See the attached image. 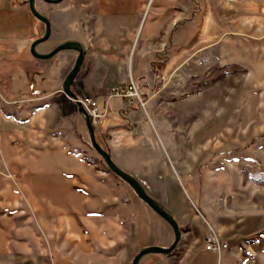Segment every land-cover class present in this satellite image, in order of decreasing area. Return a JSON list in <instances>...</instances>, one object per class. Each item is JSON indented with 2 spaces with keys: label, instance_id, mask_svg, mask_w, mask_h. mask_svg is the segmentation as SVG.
Instances as JSON below:
<instances>
[{
  "label": "rangeland",
  "instance_id": "1",
  "mask_svg": "<svg viewBox=\"0 0 264 264\" xmlns=\"http://www.w3.org/2000/svg\"><path fill=\"white\" fill-rule=\"evenodd\" d=\"M11 1L6 0L0 7L17 9ZM211 3L228 32L213 48L198 54V58L185 60L183 66L180 63L184 56L179 57L160 77L155 74L145 87L130 80L126 61H122L105 101L80 98H91L101 108L107 106L104 122L93 129L98 144L109 129L122 135L111 150L103 145L104 150L111 151L112 161L135 177L150 197L170 200V205L178 206L175 215L185 237L170 255L183 244L204 247L206 235L214 233L227 244L224 251H237L236 264H264V0ZM45 8L51 32L45 45L36 48L39 53H47L69 38L80 40L72 30L78 31L85 23H93V19L78 9L95 10V0H65ZM196 19L199 21V17ZM22 20L23 56L31 63L27 76L35 80L34 72L38 70L41 90L60 89L55 78L66 76L76 53L62 51L49 60L33 58L27 49L39 38L43 27L35 25L25 10ZM0 26L16 31L8 13L0 18ZM218 31L214 27L213 36ZM12 39L16 41V35ZM9 72H14L13 67ZM98 75L97 81H101V74ZM131 84L141 103L135 99L132 106H127L124 98L114 94ZM51 101L63 107L75 106L59 92L34 107ZM122 110H126L124 114ZM85 153L87 164L92 166L93 181H97V171H101L102 184L119 188L122 197L131 194L127 184L111 173L91 148L88 134ZM134 198L129 201L139 214L136 226L142 228L146 218L150 220L149 229L142 228L138 233L142 247H168L173 241L170 227L135 195ZM168 206L164 208L173 215ZM21 207L23 216H27V207ZM21 224L25 227V222ZM129 239L134 242L135 256L140 249L137 250L133 232ZM252 247L261 252L255 253ZM216 256L199 252L195 261L215 264ZM163 257L166 256L146 254L139 264H161Z\"/></svg>",
  "mask_w": 264,
  "mask_h": 264
},
{
  "label": "crops",
  "instance_id": "2",
  "mask_svg": "<svg viewBox=\"0 0 264 264\" xmlns=\"http://www.w3.org/2000/svg\"><path fill=\"white\" fill-rule=\"evenodd\" d=\"M78 11L93 23L72 30L80 40L69 38L85 49L71 90L78 98L89 96L99 103L117 80L122 61L130 80L145 87L179 57L184 56L180 65L198 58L228 33L211 0H95V10ZM214 27L219 31L213 36ZM24 33L23 28L0 26V264H130L135 253L130 233L137 250L143 248L138 233L149 229L150 220L136 226L139 214L129 201L132 192L122 197L119 188L102 184L101 171L96 182L90 178L87 132L75 106L51 101L34 107L57 95L64 77L55 78L60 89L41 90L38 70L35 80L27 76L31 63L23 56ZM11 67L14 72H9ZM117 133L109 129L99 145L111 150L122 139ZM156 200L171 206L178 224V206ZM177 251L161 258V264H207L195 261L203 245L183 244ZM237 259L236 250L222 251L215 264H236Z\"/></svg>",
  "mask_w": 264,
  "mask_h": 264
},
{
  "label": "water",
  "instance_id": "3",
  "mask_svg": "<svg viewBox=\"0 0 264 264\" xmlns=\"http://www.w3.org/2000/svg\"><path fill=\"white\" fill-rule=\"evenodd\" d=\"M35 0H28V8L31 13V15L36 18L38 21H40L45 29L44 33L41 37L33 40L29 45V53L30 55L39 60H49L54 55H56L59 52L62 51H74L77 53V56L74 60L72 68L69 70V72L64 77L62 83H61V90L60 92L69 100L76 101L77 96L75 93L71 90V84L82 64L83 57L85 55V49L81 43L75 40H68L64 41L58 45H56L52 50H50L47 53H39L36 51V48L45 43L46 40L50 36V22L49 20L40 15L34 6ZM45 3L57 5L60 4L63 0H42ZM75 107L77 110V113L81 116L83 119L87 134H88V140L90 143L91 148L97 153V155L102 159L106 167L109 169L111 173H113L115 176L120 178L127 186L131 189V191L134 193V195L143 202L151 211H153L160 219H162L171 229L173 234V241L168 247H158V246H148L140 249L137 254L134 256L130 264H139L140 259L146 255V254H160L163 256L170 255L178 242L181 239V231L179 229V226L176 222V220L173 218V216L164 208V206L150 197L146 191L143 185L132 175L128 174L127 172L121 170L111 159L110 154L108 151L104 150L97 142L94 136V130L91 126L90 120L88 118V115L84 108L81 106L79 102H75Z\"/></svg>",
  "mask_w": 264,
  "mask_h": 264
},
{
  "label": "built area",
  "instance_id": "4",
  "mask_svg": "<svg viewBox=\"0 0 264 264\" xmlns=\"http://www.w3.org/2000/svg\"><path fill=\"white\" fill-rule=\"evenodd\" d=\"M262 16L264 17V9L262 10ZM114 95L124 98L127 106H132L135 99L139 100V103H141L136 88L132 84L129 85L125 90L116 92ZM73 102H79L84 108L93 129H96L102 125L108 114L106 105L101 108V106H99L96 101L88 97H77V100ZM203 249L206 252L220 255L222 251L227 249V244L223 243L214 233H209V235L206 236Z\"/></svg>",
  "mask_w": 264,
  "mask_h": 264
},
{
  "label": "flooded vegetation",
  "instance_id": "5",
  "mask_svg": "<svg viewBox=\"0 0 264 264\" xmlns=\"http://www.w3.org/2000/svg\"><path fill=\"white\" fill-rule=\"evenodd\" d=\"M27 1L28 0H13V1H11L13 3L12 5H15L17 7V9H15V10L6 9V10H3V11H0V13H4V14L8 13L9 16H12L14 25H16V30L20 31V29L23 28L22 13L25 10L30 15V17H32V19L35 21V25H42L43 31H42L41 35L39 36V37H41L43 35V33H44L45 27L40 21H38L36 18H34L31 15V13L29 11V8H28ZM64 1L65 0H63L62 2H64ZM47 5H52V4L45 3L42 0H35L34 1V6H35L36 11L40 15H42V16H44L46 18H47V15H46L47 14V10H46L45 6H47ZM76 56H77V53H76Z\"/></svg>",
  "mask_w": 264,
  "mask_h": 264
},
{
  "label": "trees",
  "instance_id": "6",
  "mask_svg": "<svg viewBox=\"0 0 264 264\" xmlns=\"http://www.w3.org/2000/svg\"><path fill=\"white\" fill-rule=\"evenodd\" d=\"M195 3H197V4H198V2H196V1H195ZM27 52L29 53V50H28V49H27ZM29 54H30V53H29Z\"/></svg>",
  "mask_w": 264,
  "mask_h": 264
}]
</instances>
